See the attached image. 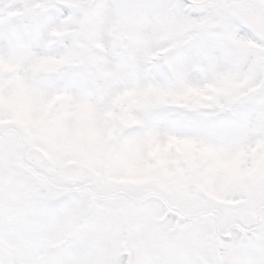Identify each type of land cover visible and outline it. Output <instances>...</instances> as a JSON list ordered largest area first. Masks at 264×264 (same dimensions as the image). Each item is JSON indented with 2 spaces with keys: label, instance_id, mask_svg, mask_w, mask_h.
I'll list each match as a JSON object with an SVG mask.
<instances>
[{
  "label": "snow or ice",
  "instance_id": "obj_1",
  "mask_svg": "<svg viewBox=\"0 0 264 264\" xmlns=\"http://www.w3.org/2000/svg\"><path fill=\"white\" fill-rule=\"evenodd\" d=\"M0 264H264V0H0Z\"/></svg>",
  "mask_w": 264,
  "mask_h": 264
}]
</instances>
